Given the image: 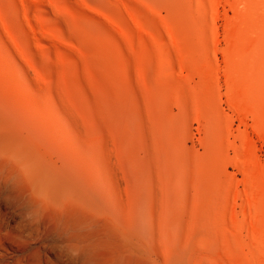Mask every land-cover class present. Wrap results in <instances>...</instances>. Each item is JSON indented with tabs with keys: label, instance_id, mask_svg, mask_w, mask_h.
Wrapping results in <instances>:
<instances>
[{
	"label": "bare ground",
	"instance_id": "bare-ground-1",
	"mask_svg": "<svg viewBox=\"0 0 264 264\" xmlns=\"http://www.w3.org/2000/svg\"><path fill=\"white\" fill-rule=\"evenodd\" d=\"M20 1L0 0V264H242L174 98L112 96Z\"/></svg>",
	"mask_w": 264,
	"mask_h": 264
},
{
	"label": "rangeland",
	"instance_id": "rangeland-1",
	"mask_svg": "<svg viewBox=\"0 0 264 264\" xmlns=\"http://www.w3.org/2000/svg\"><path fill=\"white\" fill-rule=\"evenodd\" d=\"M28 1L88 77L141 85L112 96L174 98L162 111L201 184H221L226 240L264 264V0Z\"/></svg>",
	"mask_w": 264,
	"mask_h": 264
}]
</instances>
